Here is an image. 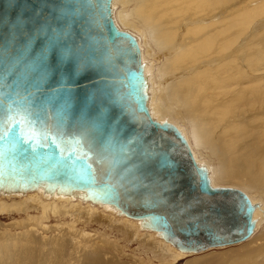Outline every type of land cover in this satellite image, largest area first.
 <instances>
[{"label":"water","instance_id":"95a60500","mask_svg":"<svg viewBox=\"0 0 264 264\" xmlns=\"http://www.w3.org/2000/svg\"><path fill=\"white\" fill-rule=\"evenodd\" d=\"M85 50L91 64L81 70ZM139 54L109 0H0V127L11 122L0 132V176L95 187L187 248L245 239L251 205L237 209L248 198L202 190L205 173L178 130L149 116ZM161 153L173 167L161 166Z\"/></svg>","mask_w":264,"mask_h":264},{"label":"bare ground","instance_id":"6f19581e","mask_svg":"<svg viewBox=\"0 0 264 264\" xmlns=\"http://www.w3.org/2000/svg\"><path fill=\"white\" fill-rule=\"evenodd\" d=\"M232 3H236L235 7L230 6ZM240 3L237 0H109L113 23L119 30L129 33L136 40L139 48L142 74L139 90L151 119L161 124L166 122L178 130L185 140L192 161L205 173L209 188H235L248 198L251 205V222H254V226L249 236L241 240H246L245 242L240 241V244L237 241L240 245L238 244L235 248H227L216 253L211 251L204 257H191L185 264H264V227L262 228L264 225L261 218L264 216V192H262L263 196L260 193L247 194L238 187L222 185L218 182L219 178L220 181L232 179L247 183L248 178L256 174H259L261 178L264 177V41L251 40L244 47L245 52L237 49L241 37L246 32H253L264 27V0ZM129 6L132 7L129 9ZM119 7L122 8L118 9ZM117 23L127 26L125 28L131 32L121 28ZM146 39L152 42L158 55L147 48ZM238 48L241 50V47ZM159 54L164 56L166 66L164 65L163 70H161L163 65L159 66L157 73L162 78L167 76L166 85H163L165 82L157 81L154 74L155 66L151 59H155V55L159 56ZM183 89H186L188 96L186 98L192 109L196 105L198 113L207 116L205 120L207 128L203 127V120H198L200 115L198 117L196 113L188 112V110L186 117L178 113L179 116H177L173 114V108L168 109V99L179 104V96L183 93ZM248 112L254 113L253 117L248 121L240 122L244 114ZM176 118L190 124V137L193 143L199 144L204 150L211 151L209 155H214L218 147L226 151L227 159L221 163L219 170L221 176L217 177V168H214L216 169L214 174L210 165L212 160L209 163L200 159V157L205 159L208 154L204 156L200 151V156L197 158L189 137L175 124ZM7 122V125L0 127V132L6 131L9 125L11 126V122ZM12 126L16 125L12 124ZM18 126L25 127L23 122ZM213 137L220 138V143L215 142L216 145L215 143L213 145L211 142ZM195 144L194 146L198 148ZM241 165L244 168L242 172ZM247 172H253V174L247 177L245 176ZM30 205L38 207V210L41 208L38 217H32L36 220L46 219L48 217L46 211L51 210L52 214L62 212L70 219L76 216L71 220L72 224L78 221L83 224L99 221L104 222L106 226L118 228L117 230L123 232L126 240L136 241V248L142 249L145 253H151L162 263L172 262L178 257L191 253L197 254L200 250H204L176 244L168 237V231L160 230L153 225L151 215H130L124 212L121 206L105 201L99 189L95 187L79 188L64 181L41 182L26 177L0 176L1 211L16 209L26 211L31 207ZM16 224L18 228L26 229L21 232L24 235L31 234L37 228L44 231L43 227L47 229L52 227L35 222L30 225L24 221H17ZM63 228L69 235L75 237L73 241L77 240L76 242H79L78 239L90 240L96 237L90 233H80L66 225H54L56 231L61 229L63 231ZM116 232L118 231H115V234ZM10 236L8 240L15 238ZM3 238L1 240H4ZM63 239L65 240L62 238L60 241ZM93 245H95L94 241ZM120 249H117L115 255L123 254ZM10 258L14 259V256ZM130 258L132 263L144 264V258H137L136 255Z\"/></svg>","mask_w":264,"mask_h":264},{"label":"rangeland","instance_id":"374dc122","mask_svg":"<svg viewBox=\"0 0 264 264\" xmlns=\"http://www.w3.org/2000/svg\"><path fill=\"white\" fill-rule=\"evenodd\" d=\"M237 1L241 2L240 4H242V3H246V2L254 3L256 0H237ZM235 5H236V3H232L230 6L235 7ZM131 7L132 6H129V9ZM120 8H122V7H119L118 9H120ZM118 9H117V11H118ZM207 21H210V20H207ZM118 25L121 28H123V29H126L125 27H127V26H122L121 24H118ZM263 29H264V27L263 28L261 27L260 29L258 28L257 30H255L253 32H248V33L246 32L245 35H243L244 37L242 36L240 42L238 43V46H237L238 51L241 52L243 50L242 52H245L246 48H244V47H246V45L248 43H250L251 40L252 41H260V40L264 41ZM126 30H128V29H126ZM131 30H133V29H131ZM128 31L131 32L130 30H128ZM252 34H253V36H252ZM146 41L148 42L147 48H149V50H152L154 54L158 55V51L156 50L155 46L152 45V42H150L149 39L148 40L146 39ZM238 47H241V50ZM157 55H155V59H151L152 62H153V65L155 66L154 74L156 75L157 81L160 80L162 83L165 82V83H163V85H166L167 81L165 79H167V76L162 78V77H160V75H158L159 73H157V68L159 66L161 67L163 65L161 67V70H163L165 68L164 67V65H165L164 56H162L160 54H159V56H157ZM152 57H154V56H152ZM183 90H184L183 93L179 96V99H180L179 100V104L174 102L171 99L170 100L168 99V102H169V107L167 106L168 109L171 110L172 108L173 109L176 108L177 111L173 110V109H172V111H173V114H175L177 116H179V115L181 116V114H182V116L186 117V114H188V112L196 113L198 117L200 115V117H199L200 119L198 118V120H203V124H204L203 127L207 128V121H205L207 119V116H203L202 114H199L198 113V107L196 105H194L193 106L194 108L192 109V107L190 106V103L188 101V98H186V97H188L187 93H186V89H183ZM253 114L254 113H252V112H248V113L244 114V116H243V118H242V120L240 122H244V120L248 121L249 119H251L253 117ZM246 115H248V116H246ZM202 117L203 118L205 117V118L202 119ZM176 122H175V124L183 129L185 135H187L189 137L190 142H192L191 144L195 148V152H196L197 158H199V156H200L199 154L200 153L204 154V156H206L208 154L205 157V159L202 158V157H200V159L203 160V161L206 160L209 163L212 160L210 165H211V168H213L214 174L216 172V169H214V168H217V172H218L217 177L221 176L219 170L221 168V163L225 159H227L226 151L224 149H222L221 147H218L217 149H215L214 155H212V154L209 155L211 151L208 150L209 151L208 152L206 149L205 150H204V148L202 149V147L199 144L196 145L195 143H193L194 141H192V139L190 137V134H191L190 124L188 122H185V121L181 120L180 118H176ZM204 122H206V123H204ZM205 124H206V126H205ZM211 140H212L211 142H213V145H214L215 142L220 143V138H214L213 137V138H211ZM194 144L198 148H196L194 146ZM215 145H216V143H215ZM208 157L209 158L211 157V159L209 160ZM243 170H244L243 165H241L240 166V171L242 172ZM252 174H253V172H247V173H245V176L249 177ZM218 180H219L218 181L219 184L232 185V186L238 187V188L242 189L243 191H245L247 194H249V193L250 194L260 193L262 195V192H264V182H263L264 181V177L261 178V176L259 174L254 175L252 178H248V181H246L247 183H243L241 181H235V180H232V179H223V181H220V179L218 178ZM30 206L31 207L28 208L26 211L25 210H17V209L14 210V211L13 210H2V211L0 210V224H1L0 226L3 228L2 229L0 227V242L2 244V246L0 244V249H1L0 250V264H8V263L9 264H17L18 262H19L18 264H50V263H52V261L55 258L56 259L53 261L52 264H54L55 261H57L55 264H78V263L79 264H117V263L118 264H139V262H135V263L133 262L132 263V261H131L132 259L130 258L132 255H136L137 258H144L145 259L144 260V264H152V263L153 264H185L189 259H191V257H193V258L194 257H199V256L200 257L201 256L204 257L205 255H208L209 252H211V251L216 253V252L222 251V250L227 249V248H235V247H237V245L239 243L241 244V242L243 243V242L246 241V240L245 241H241V242L239 241V243L235 242V243L221 245V246L206 247V248H204V250H200L199 252H197V254L191 253V254H188V255H184V256L178 257V258L174 259L172 262L162 263V262H160L158 260V258H156L155 256L151 255V253H147V252L145 253V252H143L142 249L136 248V241H134V240H126L125 235L123 234L122 231L117 230L118 228H113L112 226H106L104 224V222L101 223L99 221H94V222H91V223L87 222L88 224L87 223L83 224L82 222L78 221L76 224H72L70 222H71V220L76 218V216H74L73 219L72 218L70 219L66 214H62V212H58L57 214H54V213L52 214L53 211H51V210L50 211H46L47 215H48V217L46 219H44V220H39V219L36 220L35 218H32V217H38L39 212L41 211V208L38 210V207L35 208L33 205H30ZM77 211H80V210H77ZM261 218L263 219L262 220V225H264V216H261ZM17 221L18 222L24 221V222H27V224H30V225H32L33 222H35V223H38L40 225L46 224V225H48L50 227L52 226V227L48 228V229L43 227V229L47 230L48 232H46L45 230H44L45 231L44 232L41 229L37 228L34 231H32L31 234L29 233V235L31 236L30 237L26 233H25V235L23 233H21V232H23L26 229L25 228H20V227L18 228V225L16 224ZM56 224L66 225V226H68V227H70V228H72L74 230L79 231L80 233H90V234H92V235H94L96 237H94L93 239H90V240L89 239H85V238L83 240L78 239L79 242H76L77 240L73 241V239L75 237H72L71 235H69L64 230L65 228H63V231H62V229L60 231H56L54 229V225H56ZM263 227L264 226H262V228ZM17 229H18V231H17ZM53 229H54V231H53ZM115 231H118V232H116V234H115ZM255 232H256V230H255ZM22 234L26 237V239H25V237H23ZM5 235H6L7 238L5 237ZM9 235H11L12 237H15V238H12V239H14V241H12L11 238H10V240H8L9 239ZM58 235H60V236H58ZM42 236H45L46 239H45V237H42ZM55 236H56V238H55ZM29 237H30V239H29ZM1 238H3L4 240L6 239V240L5 241L1 240ZM62 238H65V240L63 239L62 241H60ZM99 238H101V239H99ZM102 238L104 239V241H103ZM21 239L22 240L24 239V240L22 241ZM57 239L59 241L56 242ZM39 240L40 241L42 240L41 241L42 243ZM98 240H100V242L102 244ZM64 241H65V243H64ZM66 241H68V242H66ZM93 241H94L95 245H93ZM96 242H97V244H96ZM104 242H106V244ZM69 243H71V244H69ZM9 246H11V247H9ZM3 247H5V248L3 249ZM92 247L94 249L95 248L96 249L94 250ZM6 248L8 250L10 248L11 250L8 251ZM54 248H56V249H54ZM83 248H85V249H83ZM111 248H112V250H111ZM118 248L119 249L121 248L120 251L123 253V254H121L120 251H119V253H120L119 256L115 255V253L117 252ZM5 249L7 250V252H6ZM32 249H33V251H32ZM49 249H50V251H49ZM52 250H53V253H51ZM58 250H61L62 252H64V254H61L62 252L58 251ZM135 250H138L139 252H141V254H139V252H136ZM3 251H4V253H3ZM33 252H34V254H33ZM59 252H61V253H59ZM57 253H58V255H57ZM50 254H51V256H50ZM60 254H61L62 258L60 257ZM127 255H129V256H127ZM11 256L12 257L14 256V259L10 258ZM43 257H46L47 260H46V258L43 259ZM52 257L53 258L55 257V258L53 259ZM147 257H148V259H147ZM49 258L50 259L52 258V259L49 260ZM16 259H18V260H16ZM60 259H62L63 262ZM14 261H17V262H14ZM146 261H148V262H146Z\"/></svg>","mask_w":264,"mask_h":264},{"label":"snow or ice","instance_id":"6c2138e0","mask_svg":"<svg viewBox=\"0 0 264 264\" xmlns=\"http://www.w3.org/2000/svg\"><path fill=\"white\" fill-rule=\"evenodd\" d=\"M48 30H51V29H48ZM38 39H39V37H38ZM67 58H68L69 62L72 61L73 57H72V53L70 50L67 53ZM90 64H91V57L89 56V53L86 50L82 51L80 53L81 70L87 69L90 66ZM60 87L63 90H68V89H70L71 86L67 83H64ZM160 127L167 129L168 125L165 122V124L161 125ZM149 158H151V157L149 156ZM160 164H161V166H164V167H173L174 166L173 162L169 159V157L166 153L160 154ZM201 187H202V190H206L208 188L206 175L201 177ZM249 208H250V202L246 198H243L239 203L237 211L240 213L246 214ZM253 226H254V222H251V220L249 218V229Z\"/></svg>","mask_w":264,"mask_h":264}]
</instances>
